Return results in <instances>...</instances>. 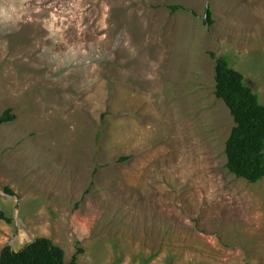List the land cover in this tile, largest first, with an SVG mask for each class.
Wrapping results in <instances>:
<instances>
[{
  "label": "rangeland",
  "instance_id": "rangeland-1",
  "mask_svg": "<svg viewBox=\"0 0 264 264\" xmlns=\"http://www.w3.org/2000/svg\"><path fill=\"white\" fill-rule=\"evenodd\" d=\"M211 53L264 104V0H0V256L264 264V179L226 168Z\"/></svg>",
  "mask_w": 264,
  "mask_h": 264
},
{
  "label": "trees",
  "instance_id": "trees-1",
  "mask_svg": "<svg viewBox=\"0 0 264 264\" xmlns=\"http://www.w3.org/2000/svg\"><path fill=\"white\" fill-rule=\"evenodd\" d=\"M172 14L185 10L183 6H167ZM208 21L211 22V11H207ZM215 96L222 100L229 109L235 121V127L226 143V168L238 179L250 183H258L264 179V104L254 90L249 87L243 74L231 67L225 58H216ZM17 116L12 109L0 116V126L15 122ZM122 158L120 161H127ZM4 192L15 195L6 188ZM0 220L12 223L5 211L0 210ZM83 253L78 249L70 262L62 247L47 238H39L28 244L19 252L10 246L4 248L0 256V264H78V257Z\"/></svg>",
  "mask_w": 264,
  "mask_h": 264
}]
</instances>
